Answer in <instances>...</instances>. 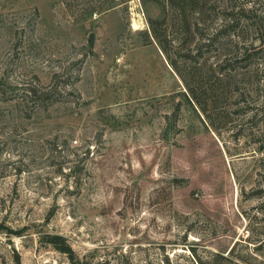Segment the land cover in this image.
<instances>
[{
    "label": "rangeland",
    "instance_id": "obj_1",
    "mask_svg": "<svg viewBox=\"0 0 264 264\" xmlns=\"http://www.w3.org/2000/svg\"><path fill=\"white\" fill-rule=\"evenodd\" d=\"M241 5L236 45L219 8L168 30L203 113L152 35L153 1L0 0V264H196L188 249L236 241L247 257L248 225L264 226V0ZM216 28L185 55L179 38ZM217 69L232 82L218 97Z\"/></svg>",
    "mask_w": 264,
    "mask_h": 264
},
{
    "label": "trees",
    "instance_id": "obj_2",
    "mask_svg": "<svg viewBox=\"0 0 264 264\" xmlns=\"http://www.w3.org/2000/svg\"><path fill=\"white\" fill-rule=\"evenodd\" d=\"M148 1H153L154 3L158 4L161 11H162V17L161 18H148L147 22L149 25V28L152 32V35L154 36L156 42L158 43L159 47L162 49L164 54L168 56L169 64L176 70L182 78L184 79L185 83L187 84V88L189 91V97L190 101H192L194 104H196L203 113H206V107L203 105V103L200 100V97L197 93V90L200 87V84H196V94L193 88L189 87V84L187 82V79L181 72L179 71V68L177 67V56H171L169 53V50L171 49V46L169 45V40L167 39V33L168 30L172 33L175 32V30L181 31L182 33L190 32L195 29V31H199L202 27L199 26L203 25L204 18L203 15L208 14L210 11H213L215 8L221 9L223 14V19L225 21L224 24V31L226 34L234 40V43L236 45V39H239V31L243 29V31L246 30L248 27V12L244 9V7L236 6V0H141L142 3H146ZM168 19L170 26L168 28L163 29L161 28V23ZM255 25L263 26V19L259 16H254ZM175 25H178V27H174ZM257 26V27H258ZM245 29V30H244ZM223 30H218V28L215 29V32L211 36L210 34L207 36H201L199 38H196V33L184 38H179L178 42L180 44H189L190 42L195 41L194 46L195 49L188 48V52L185 54L188 57H191L196 59V56L199 57L201 54V50L204 46H208L211 43L215 41L217 37L221 35ZM193 53V54H192ZM236 54V53H235ZM252 54L248 53V50L243 48V50L240 52L238 56L239 60L245 61L248 64L244 65V67H248L250 71H253V73L256 75L258 72L261 71V68L263 67V64L259 62H255L251 64L249 62V57ZM243 67V66H242ZM261 67V68H260ZM224 69V68H223ZM214 71V70H213ZM222 70L217 69L215 70V83H216V97L217 95L221 94L222 91H224V87L228 85V82L232 83L231 80L224 82L223 78H221ZM203 85V88L205 89L206 82H200ZM214 83V85H215ZM214 85H207L209 90L213 92ZM211 121V119H210ZM212 125H213V121ZM260 231H255L252 228V225H248L247 227V237L244 240L247 243V257H242L239 254L236 253L237 247L239 246V242H235L232 247L221 250V251H213L206 247H203L202 253L198 254L194 252L193 248L188 249L190 252L191 257L194 259L196 264H250L249 258H251L252 255H258L264 257V226L259 228ZM261 232V233H260ZM51 244L55 246V248L62 253L69 252L68 247L64 245L63 243H58L54 241H50ZM251 245V246H250ZM16 262L15 264H20V258L17 253L13 251ZM237 259L240 261H237Z\"/></svg>",
    "mask_w": 264,
    "mask_h": 264
}]
</instances>
